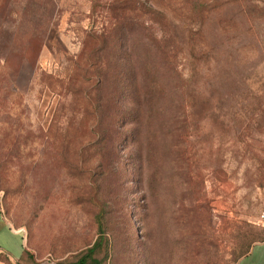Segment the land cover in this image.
I'll return each instance as SVG.
<instances>
[{
  "label": "rangeland",
  "instance_id": "rangeland-1",
  "mask_svg": "<svg viewBox=\"0 0 264 264\" xmlns=\"http://www.w3.org/2000/svg\"><path fill=\"white\" fill-rule=\"evenodd\" d=\"M29 2L15 0L13 20L0 19L7 32L10 24L15 33L51 34L35 78L24 71L21 107L8 113V103L0 102V217L23 233L21 243L25 235L27 264H74L99 239L100 223L101 264H238L263 242L264 3L246 0L244 13L234 9L236 30L212 25L221 37L234 38L219 42L227 48L240 42L248 59L229 94L208 105L200 76L191 90L189 67L172 71L171 81L168 66L154 109L142 108L139 146L122 141L115 150L91 147V130L109 129L110 118L119 128L136 106L114 86L97 109L101 124L67 129L65 119L86 107L91 115L95 101L67 94L65 76L84 43H96L92 62L117 71L123 62L135 66L125 56L133 53L153 79L156 27L137 16L135 3L121 0ZM47 74L60 78L52 82ZM126 128L133 135L132 124ZM77 133L83 143L66 147V135Z\"/></svg>",
  "mask_w": 264,
  "mask_h": 264
},
{
  "label": "trees",
  "instance_id": "trees-1",
  "mask_svg": "<svg viewBox=\"0 0 264 264\" xmlns=\"http://www.w3.org/2000/svg\"><path fill=\"white\" fill-rule=\"evenodd\" d=\"M14 1H1L0 4H3L0 6L2 24L13 20L15 13L11 6H14ZM32 1L30 0L29 3H34ZM245 2L246 0H121L124 5L135 3L138 11L137 16L152 22L158 31L156 41L158 45L156 44L152 52L151 67H154V78H150L149 72L144 76L140 67L136 66V57L133 53L125 56L131 61L133 60L135 66L131 67L123 62L117 71L112 66L105 68L99 60L92 62V55L98 54L95 47L97 45L96 43L94 46L84 43L81 52L76 56L72 73L65 76V80L71 86L66 87V93L73 97L81 94L82 102L91 100L95 102L92 105L91 115L87 113L88 108L86 107L87 109L84 108L81 113L80 117L82 118L77 116L66 118L67 129L68 126L75 123L74 126L82 127L85 132L83 127L88 128L91 124L92 126L101 124L103 120L97 115L99 112L97 109L109 102L112 93L116 91L114 86H117L120 94L126 93L129 103L136 106L133 109L134 113L124 116L119 128L112 126V122L116 123V121L110 118L112 121L108 124L109 129L91 130L95 139L89 141V144L91 147L98 144L99 147L103 146L104 148H110V144H112L115 150H118L122 141L127 144L132 142L139 146L141 141L139 127L142 120L144 121L142 108L146 106L150 110L154 109L155 94L161 93L159 91L162 85L161 80L165 79L163 70L168 66L170 67L168 78H171V81L172 71L180 67L183 71L185 67H189V77L186 82L191 90L193 87L189 84L195 81L197 76H200L208 105H213L212 102L217 94L219 96L223 93L229 94L232 79L237 75L239 77L248 59L244 54H241L243 47H240V42L237 46L232 45L231 48H227L219 42L221 40L223 43H227L234 38L230 39L232 36H229L228 33H224L228 34L226 38L221 37L214 29L216 26L212 25H217L225 32L236 30L233 27L238 24L235 20L237 18L233 16L232 11L240 8L244 13ZM262 2L264 3V0H260V5L263 4ZM11 27L13 26L9 24L7 32L6 28L0 25V102L8 103V113H13L21 107L25 82L24 71L26 68L31 70L30 81L35 78L40 53L51 38L50 33H15ZM87 39L100 40L95 33H88ZM159 45H164V51ZM164 55L170 60H164ZM46 78L52 82L58 80L53 74H47ZM245 81L246 77H243V85ZM49 86L54 87L52 83H49ZM176 90L174 94H179L180 90L177 88ZM128 123L132 124V128L134 127L131 130L133 135H130L126 128ZM72 136L66 135L67 141L63 142L66 147L69 148L74 141L83 143V134L77 133L76 137L74 134ZM100 231L101 235L97 242L86 249L74 264H101V261L96 258V253L105 239L101 223ZM250 250L251 248L243 256Z\"/></svg>",
  "mask_w": 264,
  "mask_h": 264
},
{
  "label": "crops",
  "instance_id": "crops-1",
  "mask_svg": "<svg viewBox=\"0 0 264 264\" xmlns=\"http://www.w3.org/2000/svg\"><path fill=\"white\" fill-rule=\"evenodd\" d=\"M21 234L0 217V264H27L26 237L22 243L17 239ZM238 264H264V241L256 243Z\"/></svg>",
  "mask_w": 264,
  "mask_h": 264
}]
</instances>
